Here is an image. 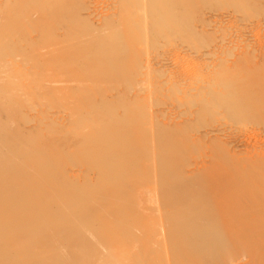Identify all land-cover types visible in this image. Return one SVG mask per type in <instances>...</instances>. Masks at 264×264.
<instances>
[{
    "label": "rangeland",
    "instance_id": "374dc122",
    "mask_svg": "<svg viewBox=\"0 0 264 264\" xmlns=\"http://www.w3.org/2000/svg\"><path fill=\"white\" fill-rule=\"evenodd\" d=\"M163 8L151 0H0V128L16 146L4 152L18 164L25 161L17 153L22 146L27 156L57 162L72 187L103 190V171L81 161L79 151L100 138L111 120L128 121L141 134L135 135L138 146L128 151L137 167L124 174L126 183L139 189L134 204L117 219L124 224L127 219L149 225L161 220L162 212L159 218L155 211L162 210L163 188L179 180L173 177L178 173L184 175L180 180L200 175L213 150L264 155L262 106L244 104L250 100L241 96L248 87L264 94V84H246L264 75V0H200L166 15ZM96 63L107 65L105 72ZM44 76L52 79L49 92L41 87ZM162 132L171 138L162 139ZM219 140L225 146H215ZM77 215L49 214L27 231L55 219L69 226ZM159 227L151 244L98 246L96 255L83 262L173 264L179 249L166 243ZM220 264L241 261L227 258Z\"/></svg>",
    "mask_w": 264,
    "mask_h": 264
},
{
    "label": "bare ground",
    "instance_id": "6f19581e",
    "mask_svg": "<svg viewBox=\"0 0 264 264\" xmlns=\"http://www.w3.org/2000/svg\"><path fill=\"white\" fill-rule=\"evenodd\" d=\"M194 1L200 0H151L157 7H165L160 9L164 15L170 14L173 7ZM210 1L216 0H205V3ZM96 64L100 71L105 72L107 65ZM257 77V80L251 78L246 84H264V75L259 73ZM42 81L44 92L51 91L50 76H44ZM250 89H243L241 96L250 100L244 104H260L264 113V94L261 96ZM221 91L219 89L214 93L216 97ZM104 114H101L103 119ZM111 121L100 130V138L85 143L86 146L79 151L81 161L97 165L103 171L104 192L102 189L97 191L93 185L72 187L61 176L57 162L52 165L39 159L35 153L27 156L22 146H17V153H21L25 161L15 164L4 151L12 152L16 146L8 133L0 128V264H85L83 261L87 255L95 256L98 246L113 249L125 245L151 244L157 235V225L161 229L164 227L166 243L179 249L175 254L180 257L173 264H220L221 260L227 258L239 260L241 264H264L263 154H235L229 148L220 154L211 148L212 142H209L207 147L213 150V154L209 156L207 169L201 171L200 175L184 180H180L184 175L178 173L173 177L180 181L176 180L170 188H163L162 210L157 207L155 211L158 216L162 212L161 220L149 225L142 218L141 223L127 219L124 224L118 220L127 211L126 208L130 209L128 205L134 204L139 189L132 183H126L128 178L124 171L137 167V162L128 151L138 146L139 138L135 137L141 133L128 121ZM95 128L97 130L98 127ZM162 134V139L171 138L170 133ZM215 143V146H225L220 140ZM121 147L126 151L123 152ZM257 155L260 157L255 158ZM11 174H14L13 178H10ZM136 181L140 182V179ZM122 185L126 189H121ZM122 200L127 201L126 205L119 202ZM89 201L92 206L87 205ZM132 208V212L139 210V207ZM69 211L78 213L72 220L73 224L67 226V221L55 219L51 220L53 224L28 233L35 219L49 214L59 216ZM136 212L140 215L144 211ZM81 222H85L84 225ZM112 222H116V225L110 228ZM96 226V229L93 228ZM134 229L141 235H137ZM205 256H208L207 260L201 261Z\"/></svg>",
    "mask_w": 264,
    "mask_h": 264
}]
</instances>
